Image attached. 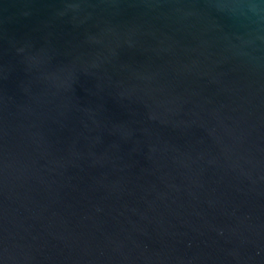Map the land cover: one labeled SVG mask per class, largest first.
Here are the masks:
<instances>
[{"label": "water", "instance_id": "obj_1", "mask_svg": "<svg viewBox=\"0 0 264 264\" xmlns=\"http://www.w3.org/2000/svg\"><path fill=\"white\" fill-rule=\"evenodd\" d=\"M0 264H264V0H0Z\"/></svg>", "mask_w": 264, "mask_h": 264}]
</instances>
